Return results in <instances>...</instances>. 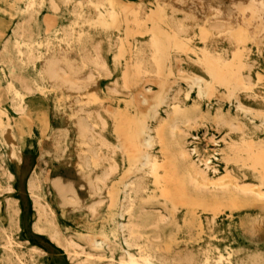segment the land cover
Wrapping results in <instances>:
<instances>
[{
  "label": "rangeland",
  "instance_id": "374dc122",
  "mask_svg": "<svg viewBox=\"0 0 264 264\" xmlns=\"http://www.w3.org/2000/svg\"><path fill=\"white\" fill-rule=\"evenodd\" d=\"M95 1L0 0V264H129L127 253L138 257V249L125 245L118 228L127 218L120 219L116 207H109L105 192L100 196L88 192L87 181L95 182L103 173L100 115L108 122L105 138L116 147L113 155L119 165L118 173L106 182L108 188L118 185L129 167L120 145L127 148L129 138L134 144V131L140 126H159V138L147 149L158 163L157 177L142 166L141 159L132 164L146 187L134 201L135 212L145 221L143 236L152 242L159 237L160 246L172 249L150 259V264H178L185 255H192L194 264H215L220 256L222 264H264V235L246 236L239 229L243 206L252 201L251 195L233 190L225 194L216 187L212 191L221 197L212 200L204 193L195 201L176 153L178 143L188 140L193 143L189 149L195 150L194 160H203L218 176L229 172L222 182L225 186L236 180L250 184L254 191L264 190V38L257 44L247 41L234 59L226 40L205 39L196 28L192 38L184 40L195 53L179 51L180 68L186 74L180 76L173 64L174 76L164 85L147 84L132 78L133 53L151 39L145 26L132 22V11L143 6L150 12L157 3L170 11L172 4L169 0H112L115 18L102 25L91 5ZM219 1L227 7L244 5L251 19H259L264 12L263 0ZM102 4V11L108 9V0ZM174 16L180 19L183 14L174 11ZM258 29L259 23L249 21L241 24L239 34L256 39ZM158 48L164 64L169 62L166 54L178 46L159 33ZM201 49L217 52L233 65L197 62ZM145 54L150 55L148 48ZM46 59L71 61L80 76L93 77L94 86L85 83V94L64 89L43 73ZM245 61L250 71L242 66ZM188 74L207 83L202 99L197 89L191 93ZM245 75L251 85L240 84ZM143 87L150 91L143 92ZM231 94L251 110H237ZM174 104L198 115L194 126L179 123L188 132L185 135L173 130L165 116L164 110ZM105 108L110 113L105 114ZM152 108L163 118L160 125V119H153ZM79 116L86 117L93 131L91 143L84 148L85 162L80 164L75 123ZM222 118L238 122L239 129L231 130L221 123ZM261 142L263 153L257 155L250 144ZM232 143L236 147L229 150ZM208 175L212 177V171ZM56 180L72 183L74 196L65 205L52 188ZM31 182L34 186L29 190ZM54 234L57 239L52 238ZM101 239V246L91 244ZM67 240L79 246L78 257L65 251Z\"/></svg>",
  "mask_w": 264,
  "mask_h": 264
},
{
  "label": "bare ground",
  "instance_id": "6f19581e",
  "mask_svg": "<svg viewBox=\"0 0 264 264\" xmlns=\"http://www.w3.org/2000/svg\"><path fill=\"white\" fill-rule=\"evenodd\" d=\"M169 2L172 4L170 6V11L166 10L159 3H157L156 10H152L150 12H148L143 6L132 11V22L139 26H145L146 32L150 34L151 38L148 41L147 46H140L136 49L130 61L132 78L142 80L143 83L145 82L147 84H151L155 83L156 81L159 84L161 83V85H164L170 80L171 77L174 76V70H172L173 64L176 67L175 70H177V73L180 76L186 74L185 71L180 68L181 57L179 51L195 53L193 47L191 48L185 46L184 40L188 39V37H191L196 28L199 29L200 33L205 37V39L208 38V40H213L215 38H221L226 40L228 44L233 47L232 52H234V59L239 56V50L245 48L247 41L257 44L259 40L264 38V12L263 15L256 20L248 17L246 13L248 11H246L247 9L244 5L238 6L235 3L231 7H227L219 0H169ZM91 5L94 7L95 18L98 23L104 25L109 18H115L116 13L112 6V0H108L107 6L109 7L104 11L101 10L103 7L102 0H96L95 2H92ZM258 8L259 7H257V9ZM174 11L182 13V18L179 19L177 16H174ZM249 21L253 25L259 23L257 34L258 37L256 39L252 38L253 40H249L246 36L239 34L241 24H246ZM149 24L151 25L149 26ZM161 24H165L169 28L170 34L166 33ZM159 33L171 37L174 41H176V45L178 46L176 50L170 51L166 54V59L169 62L164 64L162 62L163 54L158 48ZM145 48L149 49V56L145 54ZM196 55L197 62L206 64L211 62L219 66L227 65L228 67L233 65L232 63H229L226 58L224 59L219 53L211 50L208 51L207 49H201ZM242 66L248 71L251 69V65L247 61L242 62ZM42 70L50 81L59 84L64 89L73 93L85 94V83L89 82L94 86L93 77L88 76L84 78L80 76L78 73V67H75L74 64L69 60L58 61L55 59H46L42 61ZM187 76L191 81V84L189 85L191 93L194 89H197V97L202 99L205 94V89L208 87L207 83L203 78L195 74H188ZM172 83L175 84V82ZM240 84L244 86L251 85L249 76H243L240 80ZM142 90L143 92L150 91V89H146L145 87H143ZM170 91H174L172 87H170ZM231 96L235 101V107L237 110H251L242 105L237 95L231 94ZM144 101L146 100L144 99ZM168 107L170 106L168 105ZM152 110L153 119H160L158 122L160 125L163 121V118H160L159 114L154 108H152ZM104 113L107 114L110 113V111L105 108ZM164 113L166 118L172 121V129L177 131L179 134L185 135L188 133L179 127L180 122H184L185 124L191 126H194L198 122V115L195 110L183 112L182 107L179 104H174L168 110H164ZM180 117L184 120H180ZM98 119L101 127V133L98 134V137L100 138L102 147L105 149L100 157V161L104 164L102 170L103 173L102 176L98 177L95 182L91 180L87 181L88 192L93 196H100L103 192H105L109 207H116L117 215L120 219L125 220V218H127L125 220L126 222L119 224L118 228L122 233L125 245L128 248L136 247V249H138V257L134 254L131 255L130 253H127L129 264H150V259L161 257V255L165 253L169 254L172 252V249L167 245H165V247L160 246L158 243L159 237H154L157 242H152L151 239L145 238L143 236V230L146 228L145 221L142 220L141 217L135 212L134 201L145 192L146 187L144 186L142 178L135 174L134 170L132 169V164L133 162L141 159L142 166L147 167L152 173H154L155 178L157 177V169L159 167L158 163L154 156L149 153L147 149H151L156 142V139L159 138V126L154 128L146 126L144 129L140 126L138 129H136V131H134L136 137V142L134 144L130 143L131 139L129 136L128 147L126 148L122 144L120 145V149H123L128 156L129 167L120 178L119 184L114 185L113 188H108L106 182L110 180L113 175L118 173L119 165L117 164L116 158L113 155L114 148L116 147L114 146L112 148L107 138H105L108 122L106 121V118L101 115L98 116ZM75 123L80 139V150L76 153L78 164H80L85 162L84 148L86 149L89 143H91L93 139V131L92 124L87 121L86 117H77ZM221 123L228 124L231 130L235 131L239 129V123L235 122L234 120H224L222 118ZM189 136L192 138V140L196 139V137L194 138L191 135ZM192 144L193 143L189 142L188 140H185L184 144L178 143L176 153L177 161L180 162L187 173L186 182L188 185H190L194 193V200L196 201L200 199V196L204 193L208 194L209 199L212 200L221 197L212 191L213 189H217L216 187H220L219 189L225 194H229L232 190L243 195L250 194L252 201L247 202L246 205L243 206L245 209V214L239 221V229L241 233L246 236L261 237L264 235V190L258 189L257 191H254L250 184H242L236 180L231 183V186H225V184L222 182L224 179L230 177L229 172L226 170L225 175L218 176L220 173L215 168H209L208 164L203 160H199V158L194 160L195 150L194 148L189 149ZM215 146H218L217 142H215ZM250 146L254 147V150L256 151V153L254 152L255 154L260 155L263 153L261 150V148H263L262 142L251 143ZM235 147L236 145L232 143L229 145L228 149L232 150ZM213 152L216 153L217 151L213 150ZM215 160L217 159L215 158ZM202 166L203 168H201ZM208 171H212V177L208 175ZM33 186L34 185L31 182L29 184V190H31ZM52 188L55 189L54 191H56L57 197L62 201L63 205L69 203L71 197L74 196L72 183L66 182L63 184L61 181L56 180L53 181ZM119 192L122 195V200L119 199ZM34 202L39 204L36 197H34ZM151 225L155 226V224ZM52 238L57 239V235L54 234ZM103 242V239H101V242L99 243L95 240H92L91 244L95 247H99ZM64 248L69 256H71L70 251L74 257L79 256L75 251V249L79 248V246L73 241L67 240ZM191 256L192 255L183 256L178 264H194ZM166 264L169 263L167 262ZM202 264H207V262H203ZM215 264H222L221 256L215 260Z\"/></svg>",
  "mask_w": 264,
  "mask_h": 264
}]
</instances>
